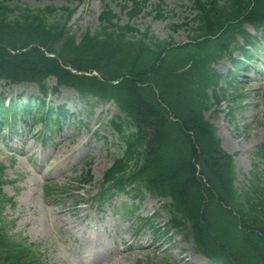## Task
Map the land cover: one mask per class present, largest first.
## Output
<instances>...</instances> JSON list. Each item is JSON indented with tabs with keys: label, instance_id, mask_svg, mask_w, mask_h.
Returning a JSON list of instances; mask_svg holds the SVG:
<instances>
[{
	"label": "trees",
	"instance_id": "16d2710c",
	"mask_svg": "<svg viewBox=\"0 0 264 264\" xmlns=\"http://www.w3.org/2000/svg\"><path fill=\"white\" fill-rule=\"evenodd\" d=\"M22 1L0 2V87L32 84L44 98L67 87L87 103L116 106L109 122L124 151L105 171L100 198L145 190L165 201L169 229L184 232L209 261L264 264V185L254 176L250 187H237L234 157L206 118L227 96L220 95L218 62L228 57L242 72L236 51L254 62L257 38L245 26L264 35V0H192L195 36L181 45L158 40L149 28L121 26L109 9L98 31L73 34L74 10L24 8ZM123 1L132 3L123 11L134 20L149 0ZM26 117L45 124L56 118L43 100L24 104L0 93L1 126L12 130ZM256 156L264 161V145ZM5 172L0 163V264H41L35 247L10 234L14 225L4 213L16 203L3 191ZM90 172L89 164L81 184L92 182Z\"/></svg>",
	"mask_w": 264,
	"mask_h": 264
},
{
	"label": "rangeland",
	"instance_id": "374dc122",
	"mask_svg": "<svg viewBox=\"0 0 264 264\" xmlns=\"http://www.w3.org/2000/svg\"><path fill=\"white\" fill-rule=\"evenodd\" d=\"M0 2L18 5L17 0ZM22 3V7L31 9L53 6L74 10L68 24L73 34L87 29L98 31L100 16L109 9L117 16L119 25L129 24L142 32L149 28L160 41L172 40L181 45L195 36L196 12L192 0H149L134 20L122 10L132 4L123 0H84L82 3L75 0H23ZM246 29L253 33L250 27ZM238 41L243 42L240 37ZM255 45L258 51L253 58L256 60L248 70L238 72L231 60L219 62L218 72L232 78L223 81L220 94L228 91L230 95L222 106L206 114L217 129L222 146L234 156L239 189L250 187L256 176L264 185V161L256 157L259 147L264 145V45ZM239 56V53L235 55ZM247 77L253 80L249 86L245 85ZM55 84V80L49 81L51 87ZM57 91L46 102L54 109V114L63 117L60 121L47 126L36 118H29L25 123H13L12 131L0 125V163L7 167L4 192L16 202L15 208L8 206L5 212L7 220L15 226L11 234L36 245L41 264H85V259L93 255V251L100 259L99 264H212L196 253L193 243L184 234L175 233L171 239L164 236L170 215L162 211L160 201L149 194L143 193L139 204L134 199V192L116 194L105 204L97 203L96 194L104 172L124 151L109 125V120L118 113L117 109L112 104H96L94 100L85 103L68 88ZM0 93L7 99L21 97L22 103L43 100L32 84L7 87L2 83ZM60 107L69 114L59 116ZM22 147L31 149L33 156L20 160L18 150ZM66 151L75 152L79 157L74 156L59 172L48 173L46 156L61 157L67 154ZM88 164L93 182L78 192ZM137 205L139 209L131 214ZM82 209L86 212L81 226L94 224L93 229L86 231L90 241L82 238L81 231L61 228L62 217L73 225L78 224L76 218L81 216ZM154 214L159 218H152ZM151 223L161 229V234L150 227ZM128 229H142L141 241L145 245L136 255L125 257L119 235L122 233V237L128 239ZM154 241L161 244L159 249H149ZM110 250L120 254L110 256Z\"/></svg>",
	"mask_w": 264,
	"mask_h": 264
},
{
	"label": "bare ground",
	"instance_id": "6f19581e",
	"mask_svg": "<svg viewBox=\"0 0 264 264\" xmlns=\"http://www.w3.org/2000/svg\"><path fill=\"white\" fill-rule=\"evenodd\" d=\"M253 83V80L250 77H247V80L245 81V85L249 86ZM62 132V131H61ZM63 144L61 143V146ZM225 145V144H224ZM67 153L64 156H46V160H48V173L51 171H57L59 172V170H61V168L67 164V162L74 158V156H76L77 158L79 156L76 155L75 152H65ZM18 154L20 155L19 159L22 160L23 157H27L30 158L33 156V153L31 152V149H25V148H20L18 150ZM42 166V165H41ZM85 209H82L79 214H81L80 217L76 218V221L78 222V224L73 225V223H69L67 221H65L63 219V217L61 218V228H69V230L71 232H77V231H81L82 233V238H86L87 240H91L90 235L86 234L87 229H93L94 228V224L93 223H88L87 225H84L83 227L81 226V222L82 220L85 218ZM60 213V211L58 212ZM129 232V238L125 239L122 237V233L119 235L120 237V245L124 246V256L128 257L130 254L136 255V252L138 253L139 250H141L145 243L141 241V239L143 238V230L140 229L138 231H131L130 229H128ZM175 245V244H174ZM161 246V244H159L158 242H153L150 246L149 249H159ZM93 250V248H91ZM108 251V250H107ZM107 251L105 254H107ZM181 251H183V249H181ZM116 254H120L119 252H115L110 250V256L116 255ZM99 258L97 257L95 251H93V255H91L90 257L86 258L85 264H99Z\"/></svg>",
	"mask_w": 264,
	"mask_h": 264
}]
</instances>
